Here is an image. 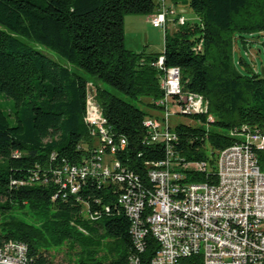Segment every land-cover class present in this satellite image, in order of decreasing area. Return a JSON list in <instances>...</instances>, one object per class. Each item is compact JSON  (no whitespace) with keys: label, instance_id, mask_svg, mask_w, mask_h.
Listing matches in <instances>:
<instances>
[{"label":"trees","instance_id":"16d2710c","mask_svg":"<svg viewBox=\"0 0 264 264\" xmlns=\"http://www.w3.org/2000/svg\"><path fill=\"white\" fill-rule=\"evenodd\" d=\"M167 1L188 2L198 19L168 27L164 51L153 53L127 47L125 22L129 14L155 13L157 0H0V250L25 243L27 264H62L51 247L64 245L69 264H131L136 254L151 264L159 242L146 223L138 249L121 195L136 183L152 189L149 170L170 155L185 180L216 183L219 152L239 141L231 132L264 131V76L246 61L236 76L232 56L236 34L243 41L264 35V0ZM169 67L180 68L183 92L208 102L206 113L179 114L194 123L173 126L171 153L165 142L149 140L145 125L164 108L157 102ZM91 92L114 142L127 143L115 152L120 169L105 181L80 179L74 193L60 170L90 161L99 146L110 150L86 121ZM257 157L264 169V149ZM199 162L206 168L183 166ZM26 212L43 215V224L19 216ZM181 264L201 260L184 257Z\"/></svg>","mask_w":264,"mask_h":264},{"label":"built area","instance_id":"2783aa9c","mask_svg":"<svg viewBox=\"0 0 264 264\" xmlns=\"http://www.w3.org/2000/svg\"><path fill=\"white\" fill-rule=\"evenodd\" d=\"M157 1L160 3L157 11L149 16L154 27L166 30L177 20L178 25L187 22L174 4ZM163 63L164 57L160 56L159 66L163 67ZM162 87L165 94L157 104L164 108L147 118L145 125L149 140L165 142L171 153L170 141L176 135L170 118L180 113H206L208 102L202 95L183 92L178 67L166 69ZM86 121L91 134L107 142L110 150L99 146V154L90 161L66 165L60 170L74 193L79 189L80 179L93 176L105 181L114 169H120L121 162L115 152L119 145L123 147L127 143L125 138L119 145L114 142L108 120L92 92ZM231 133L239 141L219 152L216 183L185 180L179 170V158L170 155L149 170L154 183L152 189H143L136 183L121 195L119 202L132 220L131 233L138 249L142 251L145 247L144 238L149 231L146 223L159 242L151 264H181L184 257L193 256H199L201 264H264V169L257 157V151L264 149V131ZM183 166L203 170L206 163ZM0 262L27 264V245L20 241L8 242L0 250ZM130 263L143 264L137 254L131 256Z\"/></svg>","mask_w":264,"mask_h":264},{"label":"rangeland","instance_id":"374dc122","mask_svg":"<svg viewBox=\"0 0 264 264\" xmlns=\"http://www.w3.org/2000/svg\"><path fill=\"white\" fill-rule=\"evenodd\" d=\"M180 15L183 16L188 22H194L198 18L189 5L188 2H181L179 7ZM126 32H127V47L134 46L136 51L146 50L153 53H162L165 48V30L163 28L154 27L151 23L146 21L142 15L129 14L126 16ZM131 18L137 19L136 21L130 20ZM179 21L169 24L170 31H175ZM128 47V48H129ZM44 52L55 60L63 61L56 52L40 47ZM232 56L236 63V70L238 72L246 71L245 61L256 70L260 71L264 67V35L248 34L245 41L236 34L233 38ZM11 102H7V106H11ZM178 122L194 123L188 117L173 116L170 118V123L175 125ZM28 221L41 226L45 220L41 214L26 212V214H19ZM51 253L55 257L56 263L69 264L71 252L69 245H64L60 248L52 246Z\"/></svg>","mask_w":264,"mask_h":264},{"label":"crops","instance_id":"0c3cea01","mask_svg":"<svg viewBox=\"0 0 264 264\" xmlns=\"http://www.w3.org/2000/svg\"><path fill=\"white\" fill-rule=\"evenodd\" d=\"M174 5H175V4H174ZM175 7L178 8V7H179V4L175 5ZM179 13H180V12H179ZM142 16H144L143 19H145L146 21H148V22L150 23V21H149V16H150V15H146V16H145V15H142ZM126 18H127V17H126ZM197 19H198V18H197ZM197 19H196V20H197ZM130 20H132V21L134 22V21H136L137 19L131 18ZM126 22H127V19H126ZM126 22H125V29H126ZM126 42H127V32H126ZM128 47H129V46H128ZM129 48L132 49V50H135L134 46H130ZM135 51H136V50H135ZM138 51H139V50H138ZM141 51H142V50H141Z\"/></svg>","mask_w":264,"mask_h":264},{"label":"water","instance_id":"95a60500","mask_svg":"<svg viewBox=\"0 0 264 264\" xmlns=\"http://www.w3.org/2000/svg\"><path fill=\"white\" fill-rule=\"evenodd\" d=\"M261 74H263L264 76V67L261 68L260 70ZM234 73L236 76L240 77L241 74L236 70V68L234 69ZM0 264H14V263H8V262H0Z\"/></svg>","mask_w":264,"mask_h":264}]
</instances>
